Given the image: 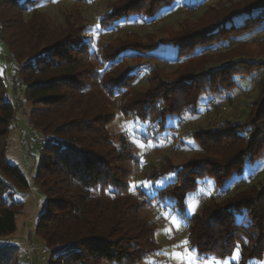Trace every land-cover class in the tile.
<instances>
[{"label":"trees","instance_id":"trees-1","mask_svg":"<svg viewBox=\"0 0 264 264\" xmlns=\"http://www.w3.org/2000/svg\"><path fill=\"white\" fill-rule=\"evenodd\" d=\"M205 1L187 6L197 9ZM40 3L0 0V42L14 61L10 79L0 64V264H29L10 237L25 207L17 195L30 183L7 155L8 136L25 101L31 106L29 125L41 135L32 179L47 199L35 223L46 264H143L160 251L162 216H154L153 203L177 210L187 221L189 244L198 256L227 259L240 248L239 264L262 259L264 182L243 176L264 157V61L252 60L248 43L234 40L264 28V0L207 4L197 22L184 21L160 39H142L121 26L135 18L152 23L178 0H118L100 25L125 37L97 52L80 17L57 23L38 11ZM163 46L177 49L171 74L158 64L130 63ZM220 47L225 53L215 57ZM249 77L258 94L243 121L224 119L194 129L198 150L191 158L180 163L165 158L146 175L151 182L172 175L171 182L154 197L138 184L133 190L140 150L110 133L118 112L161 136L175 129L167 126L168 118L197 116L215 102L232 101ZM233 176L239 178L234 188L207 197L187 216L191 192L207 181L221 187Z\"/></svg>","mask_w":264,"mask_h":264},{"label":"rangeland","instance_id":"rangeland-1","mask_svg":"<svg viewBox=\"0 0 264 264\" xmlns=\"http://www.w3.org/2000/svg\"><path fill=\"white\" fill-rule=\"evenodd\" d=\"M117 1L41 0L37 9L40 13L53 18L57 23H63L66 17L76 16L77 19L80 17L81 23L89 26L86 38L93 43V50L97 52L101 50L103 45L110 44L117 38L125 37L124 33H120L119 30L108 32L100 25V18L103 14L111 12L113 4ZM238 1L242 0H206L199 8L190 9L187 4L193 3L194 0H178L179 5L164 10L152 23H146L142 18H135L127 24H122L121 27L127 26L128 30L142 37V39L147 36L160 39L168 36L167 32L169 30H177V27L184 21L197 22L206 12L207 4H212L214 8H217L220 5H230ZM165 31L167 32L164 33ZM263 39L264 28L234 40V44L236 42H247L246 50L251 52L250 57L252 60L264 61V54L261 50ZM163 49V51L160 50V53H156L152 57L142 58L139 63L136 61H130V63L134 66L137 64H158L165 69L166 74H171L176 69L175 64L172 62L176 57L177 49L172 46H163ZM224 49V47H220L218 53H215L214 56L218 57L220 52L225 51ZM0 64L10 79L13 74L14 61L7 54L1 42ZM261 75H264V72ZM259 77L260 75L256 74V78ZM240 84L243 86L242 94L235 92L232 101L215 102L211 104L210 109L197 116L186 114L181 119L178 117L168 118L167 126L175 129L166 131L161 136H155L154 128L138 123L132 118H124L118 112L117 119L109 126L110 133L117 142L125 139L127 142L134 143L140 150V169L133 176V190L137 189L136 184H138V187L147 193L149 197H154L158 189L167 186L172 180V175L161 178L156 182L148 181L146 175L152 166H159L165 158L176 163L191 158L198 150L191 136L194 129L208 126L213 122L219 124L224 119L237 122L243 121L258 91L254 77L245 78L241 80ZM30 109V104L25 101L24 107L17 110L16 120L7 140L9 161L18 165L24 171L30 183L27 192L17 195V199L23 201L25 207L18 218V230L15 235L10 237V242L19 246L22 260L29 264H46L48 253L45 251L44 242L35 234V223L40 210L46 205L47 199L43 192L33 184L32 179L38 165L40 149L38 141H40L41 135L29 125ZM159 148H161V152L157 153ZM175 148L179 152L178 155L173 154ZM243 177L246 180L250 179L253 184L264 182V157L256 164L249 165ZM238 180V177L233 176L226 180L221 187L216 186L211 181L205 182L196 192H191L188 195L187 216L193 215L207 197L216 195L221 190L234 188ZM145 184L147 186H144ZM162 206L168 209L167 213L162 215V218L156 214L157 211L154 208L152 210L155 217L161 218L157 233L160 251L143 264H239L240 248H237L234 254L227 259L198 256L195 249L189 244L187 221L179 215L177 210L165 205ZM171 217H175V223L172 222ZM248 264H264V257L251 260Z\"/></svg>","mask_w":264,"mask_h":264},{"label":"built area","instance_id":"built-area-1","mask_svg":"<svg viewBox=\"0 0 264 264\" xmlns=\"http://www.w3.org/2000/svg\"><path fill=\"white\" fill-rule=\"evenodd\" d=\"M41 144V143H39ZM152 207L157 211V215L158 216H162L163 214L167 213V208L163 207L162 205L160 204H157V203H153L152 204ZM45 259V258H44Z\"/></svg>","mask_w":264,"mask_h":264},{"label":"snow or ice","instance_id":"snow-or-ice-1","mask_svg":"<svg viewBox=\"0 0 264 264\" xmlns=\"http://www.w3.org/2000/svg\"><path fill=\"white\" fill-rule=\"evenodd\" d=\"M144 186H147V184H145ZM171 220H172L173 223L176 222V221H175V217H171Z\"/></svg>","mask_w":264,"mask_h":264}]
</instances>
